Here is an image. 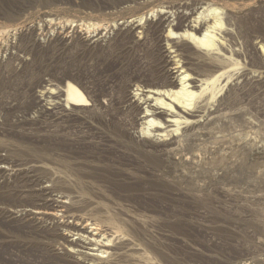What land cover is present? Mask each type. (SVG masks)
I'll use <instances>...</instances> for the list:
<instances>
[{"label":"rangeland","instance_id":"rangeland-1","mask_svg":"<svg viewBox=\"0 0 264 264\" xmlns=\"http://www.w3.org/2000/svg\"><path fill=\"white\" fill-rule=\"evenodd\" d=\"M180 2L0 0V264H264V0H182L221 23L224 52L179 42L191 70L200 57L219 70L206 69L216 79L193 99L191 127L168 128L171 145L137 139L127 108L179 34L174 10L155 29L145 17ZM130 19L144 30L125 34ZM67 82L90 106L63 107ZM29 179L67 186L78 211L66 223L95 224L115 249L75 246L76 231L37 210Z\"/></svg>","mask_w":264,"mask_h":264},{"label":"bare ground","instance_id":"bare-ground-1","mask_svg":"<svg viewBox=\"0 0 264 264\" xmlns=\"http://www.w3.org/2000/svg\"><path fill=\"white\" fill-rule=\"evenodd\" d=\"M158 8L159 21L154 24L148 23L146 20L147 17H145L147 28L155 29L161 24L166 23L168 19L164 17L165 14H168L169 10H174L176 24L173 25V30L179 32V34L174 36L169 31L165 39H163L167 48H160V51H158L157 61L159 65V73L154 82L136 74V81L143 84L144 87L139 86L141 87L140 89H142L139 95L127 97L128 100L126 101V104L129 110L135 112L134 123H140V129L136 132L137 139L151 137L153 138L152 141L155 143L160 144L169 141L168 144L171 145L173 142H170V140L176 134V131L169 130L168 128L172 126V124L179 127L184 126L183 128H187L193 124L188 121V118L196 117L193 114L194 112H192L193 99L203 98L207 93L208 86L216 79V77L211 81L204 79L206 77L205 73L208 71L206 69L214 65L212 72L215 73L219 70L217 64H210L206 62L203 57H200L201 66L197 67V70H191L195 64L186 54L187 52L184 47L179 45V42H187L188 44L195 46L198 50L202 52L206 51L208 53L224 52V47L219 40H216V43L213 42L214 39H216L214 31L221 29V23L216 20L212 24L207 25L206 23L209 19L206 20V16L208 17V15H205L204 18L198 20L200 19V16L196 20L193 15L197 5L188 2L184 3L181 0L180 3L173 5L162 4ZM226 10L230 12V10L235 9H229L226 7ZM149 11L151 13V10ZM183 23H186L187 25ZM120 28L121 30H124V33L127 35L136 32L138 29L144 30L143 28H140V24H138L136 19H130L124 22ZM203 31L204 34L201 35V37L196 36L200 35ZM142 33L144 32L142 31L140 34ZM262 50L264 53L263 48ZM191 89L200 90L195 94ZM63 101L65 102V106H63L65 109L90 106L89 100L84 92L75 84L68 82L63 90ZM57 106V103L52 105L50 110L57 108ZM64 116L66 117L68 114L64 113ZM172 132L174 133L172 134ZM168 137L170 138L168 139ZM31 182L32 181L30 180L27 188L33 189L36 187V191L29 193L39 197L38 200L34 202L35 205H38L36 207H39L37 210H41L44 207L46 216L55 223L56 227H71L76 231L75 235L79 236V239L77 242H74L75 246H81V244L97 246V249H101L102 252H108L109 250L115 249L112 244V237L106 238L104 235L100 236L99 232H101V229L95 224L88 223L85 226H79L78 224L69 226L66 223V220L71 218L77 220L75 213L78 211V206L75 207L72 204V202H75V197L69 196L72 195V192L71 190H66L67 186L62 184L57 185L55 181L49 182L48 185L46 183L44 186L43 184L45 182L42 183L40 180H33V182ZM55 193L59 194L57 197L62 200L55 198ZM35 214L44 215V213L40 212H35ZM27 216L28 215L24 214V218ZM59 219L61 220L58 222ZM86 232L88 235H92L90 236L91 238H85L87 241H84V239L81 240L80 238H82V235ZM98 237H100L99 240H97ZM101 239L104 241L102 242ZM89 256L93 258L92 260H97L94 255Z\"/></svg>","mask_w":264,"mask_h":264}]
</instances>
